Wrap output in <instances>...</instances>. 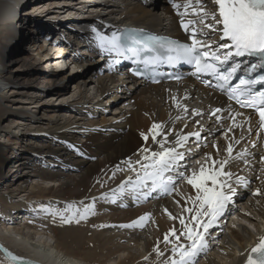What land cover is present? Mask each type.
<instances>
[{
	"label": "bare ground",
	"instance_id": "6f19581e",
	"mask_svg": "<svg viewBox=\"0 0 264 264\" xmlns=\"http://www.w3.org/2000/svg\"><path fill=\"white\" fill-rule=\"evenodd\" d=\"M23 1L0 0V28L3 27L4 29L5 22L20 21V34H18L20 38L17 39L20 45L29 43L30 36L28 34L39 27L44 32H50L56 36L57 41L65 44L51 45L50 52L44 53L42 48H37L38 44L33 42L31 48L33 54L36 55L34 62L27 66L26 60L20 56V48H18V44L13 38V34L17 35V30L12 28L15 23H7L9 28L0 30V127L4 128L2 130L0 128V143L9 140L11 132L6 130L9 127L8 125L16 121L19 128H15L17 130L12 133L13 137L16 138L15 142H18L19 145V140L23 139L25 142L24 148L30 153L28 160L21 159L23 157L20 154L15 157L16 161L14 162L16 163L13 164V169L15 168L16 174L13 177L16 179L11 182L6 177V181H4L6 183L5 194H2L3 196L0 198L4 206L3 213L0 214V225L2 226V228L0 226V264H13L6 256L5 250L31 261L32 264H106L115 255L123 256L115 264H165V261L171 256V245H165L164 236L170 233L172 229H176L177 235H179V229L181 228L179 219H173L170 216L183 217L186 221L188 220L189 214L184 212L183 208L191 206L190 202L186 203V199L195 195V190L186 183L184 176L181 175V179L173 187L172 195L160 198L159 193H156L155 190L149 206H140L142 201L146 199L145 195L135 197V194L131 198L121 195V192H123L121 185L127 186L128 184L125 182L129 180V177L135 180L136 173L141 172L140 164L137 162H145L143 161L145 155L161 150L160 143L152 140L150 129L153 124L162 125L161 135L157 136L156 140L164 142L166 136L167 140L164 143L166 148L176 146L175 141L178 136L189 137L193 133L189 128L200 132L201 138L198 140L201 145L200 150L192 155L197 168L193 171L189 169L181 171L184 175H191L192 172L198 173L201 165L211 164V161L206 159L209 155L215 161L225 159L228 155L226 148L229 143H233V157L247 149L248 155L244 159H231L226 165L225 171L233 173L229 183L238 186L237 196L243 194L240 201H243L244 210L245 204L250 209L247 212L236 210V216L247 221L250 227L239 226L240 232L231 231L230 236H227L224 230L219 231V229L217 230L218 233L213 236L214 238L209 234L206 238L207 243L210 242L212 245L208 243L207 249L198 256V264H245L250 249L258 243V238L255 237L254 233L259 231L260 226L264 224V171H262L264 169V159H262L264 158V149L261 147V143L258 142L257 134L252 133L249 137V133L253 131L254 127H247L236 121L242 127L233 128V122L230 123V116H226V113L212 115L211 112L214 108L225 105L224 100L216 95L211 96L209 92L193 81H181L176 84L162 82L158 85H149L128 80L122 85H117L112 77L105 74V65L100 61L102 55L99 56L98 61H92L89 59L90 57L87 60L84 59L85 52L79 53L84 50L83 44L75 38L74 40L70 39L69 31L65 27L57 26L58 24L54 22L55 18L51 17L52 15L47 18V12H39L38 4L40 0H28L32 2L27 8L21 6ZM66 1L79 3L81 0L55 1V5L61 7L60 13L65 8L70 9L69 7L74 12L76 11L77 8L71 6L73 3L65 4ZM141 1L145 3V6L141 4ZM95 3L101 6L93 10H99L102 13L100 19L104 26L132 25L141 27L148 32L170 33L177 32L179 18L191 17L195 21L198 20L193 15L192 9L185 12V9L181 7L178 14V10L167 5L166 0L161 2H157V0H94L92 5H95ZM174 3L181 5L185 3L195 4L196 0H174ZM202 4L209 11L216 9L213 0H202ZM15 9L19 10L18 14ZM72 17V21L79 18L77 13H74ZM37 22H40V24ZM80 22H82V19L75 22L74 25H78ZM206 23H212V21L209 19ZM202 27L209 32V28L204 25ZM62 29L64 30L62 31ZM217 29H219V26H217ZM59 31L61 32L58 33ZM78 33L79 31L76 30V34ZM108 33L105 31V35ZM213 33L212 30L206 33L201 37L202 40H211ZM55 44H58V42H55ZM6 46H9L14 54L8 62L3 59L2 54ZM61 46H66L70 52H76V55L74 54L71 58L73 62L71 69H75V72L65 66H60L57 71L51 70L56 68L62 59L61 56H54L56 52L61 51ZM51 58L53 64L49 65L48 68L40 67L39 62ZM15 65L16 68L26 69V75L33 73L32 76L27 75L24 77L20 83L33 84V86L37 83L39 89L43 87L45 90H39L42 100L46 97L47 89L51 88L50 90L54 93L53 96L56 97V101L59 99L60 101H67L59 98L58 89L65 87L70 81H74L72 89L75 96H71V102H68L72 106L75 107V104L81 106L90 104V93L93 94V99L98 100L111 93L113 89L115 94L117 89L116 91H119L120 95H116V97L119 96L120 100L123 99L127 108L123 109L121 106L118 108L119 111H121V108L123 110L117 112L119 119L115 122L104 121L102 110L106 112L105 109L100 111L103 112L101 115L100 112L95 115V110H88L86 111L89 113L87 116L74 111H66L69 118L61 119L62 121L57 119L55 113L42 114L38 117L37 114L33 115L32 112L40 107L39 104L42 100H40L39 97L41 96L39 94L35 95L31 105L14 107L11 101L9 102V98L13 94L22 95V92L17 91L15 93V89H13L10 95L4 91L5 88L13 85L11 84L12 76L15 71H19L15 69ZM92 66L96 68L91 69ZM33 70H38V72L34 73ZM16 79L19 80L20 76ZM29 93L27 95L31 97ZM67 98L69 97L67 96ZM12 101L14 100L12 99ZM99 101L101 99L97 103ZM16 102H19V100L16 99ZM16 102L14 101V103ZM73 102L75 104H72ZM27 103L29 102L25 101V104ZM177 104L181 107L178 108ZM185 108L187 111H184ZM21 109L24 111H20ZM227 109H229L228 104ZM197 112L200 115H196ZM222 119V123L217 124ZM201 121L208 123L207 126L209 127L207 128L209 131L201 125ZM230 128L231 131H229ZM249 128H251V131H249ZM21 129L22 132H19ZM210 129L212 130L210 131ZM2 133H6V135ZM225 133H227V136ZM142 134L148 136L147 141L144 140ZM204 134H206L205 137L202 136ZM39 137L44 138V142H41ZM76 137L82 139V144L77 142ZM234 140L239 141V143H234ZM39 142L42 144L39 145ZM187 142H190V139ZM18 145L16 149L20 150ZM253 145L255 146L253 147ZM145 148L149 149V153L142 151ZM176 148L179 149L180 147L176 146ZM4 149L5 146L0 144V178L5 180L2 171L8 164V160L3 156ZM45 156L51 158L52 166L44 161ZM185 158L189 159V156L187 155ZM129 163L135 171L129 167ZM27 166H31L35 172L33 177L40 178L41 184L46 186L43 187L40 182L36 181L28 183V177L25 173ZM63 176H69L70 182L60 185L57 191L54 190L55 185L47 187L48 183L57 182ZM237 178L246 180L248 182L247 187L239 184ZM11 188L13 191H10ZM257 190L261 192V195H255ZM21 193L26 194V202H15L16 197L19 196L17 194ZM72 201H75L74 205H72ZM69 205L74 206L81 212L87 206H91V211L94 212L106 210L107 213L103 217L108 220L106 219L107 221L103 222L99 218L95 219L88 214L86 219L81 220L85 221L86 224L80 226L75 220L70 224H64L60 216L56 215L54 220L56 219L61 223L64 236L60 241L51 237L55 240L53 241L55 245H53L54 243L48 242L47 239H45L46 241L43 239L38 241L39 231L31 229L34 227L40 230V228H36L37 226L31 225V220L41 222L38 224V227H40L43 218L46 216L38 218L24 215L19 218L20 222L15 220L13 223H4L3 219L7 215L6 221L11 219V211L19 213L21 209V212L29 215L41 211L48 212L50 207L53 206L65 208L71 215ZM58 213L69 216L63 210ZM3 214L5 216H2ZM143 216H147L148 219L143 221L142 226L124 227V225H133L135 221ZM235 221L240 222L237 218ZM225 226L227 228V225ZM148 227L153 228L155 233L151 234ZM250 228L255 232L251 231ZM116 229L122 232L123 235L119 236L118 240H116L117 235L114 234ZM55 237L57 238V236ZM169 239L174 241L175 238L170 236ZM123 240H126L130 246H124L122 244ZM181 242L186 243L183 237H181ZM214 247H217L223 255L220 260L211 255ZM73 248L78 251L85 250L82 251L80 257H77L73 254ZM157 248L164 253L163 256L157 254Z\"/></svg>",
	"mask_w": 264,
	"mask_h": 264
},
{
	"label": "snow or ice",
	"instance_id": "6c2138e0",
	"mask_svg": "<svg viewBox=\"0 0 264 264\" xmlns=\"http://www.w3.org/2000/svg\"><path fill=\"white\" fill-rule=\"evenodd\" d=\"M213 3L216 5V9L213 11H209L202 4V0H196L195 4L185 3L181 5L173 3V7L178 10V14L181 7L185 9V12L192 9L193 15L198 18L197 21L182 23V27L186 31L189 30V25L195 22L214 32L219 30L221 33L220 40L225 41V43L218 45L217 48L227 49L223 57L218 55L217 51L211 50L212 45L203 44L196 39L194 28L191 30L193 39L190 46L167 40H141L134 34H129L128 39L131 44L140 45L139 49L125 48L122 39L116 34H113L111 39L106 40L105 44L110 51L121 53L122 50H127L132 51L137 56L140 51L152 52L155 46L165 53L168 61L185 60L190 64H194L197 72H205L216 76L225 84H228L238 71L236 66H232L230 70L223 69V65L231 57L247 55L258 56L261 60H264V0H213ZM209 19L212 23H206ZM217 26H219V29H217ZM201 48H208L210 51H201ZM162 59L163 57L156 55L146 59L144 63H155ZM257 83H264V80L241 79L239 84L229 90V99L236 100L243 108L253 109L259 117V128L264 130V93L255 94L252 92V88ZM241 97H244V99H241ZM177 107L179 108L181 105L177 104ZM184 111H187V109L185 108ZM221 111L222 109L217 108L212 115L215 116ZM196 115H200V113L197 112ZM241 115L243 113L237 112L231 117L233 128L242 127L236 122V116ZM161 129L162 125L160 124H153L150 129L152 140L160 143L161 150L145 155L143 157L145 162L138 161L141 172L136 173L135 180L129 177V180L125 182L132 185L133 190L137 186L148 184V182L151 183L153 191L157 188L164 192L172 190L170 185L173 184V180L165 174L173 170L184 159V153L178 152L176 146L183 147L188 140V136H178L175 141L176 146L166 148L164 146L167 140L166 136L164 142L156 140L157 136L161 135ZM229 131H231V128ZM249 131H251V128H249ZM194 135L199 139L198 132ZM225 135L227 136V133ZM143 138L145 141L148 140L147 135H143ZM234 143H239V141L234 140ZM233 150V143H229L226 148L228 155L225 159L215 161L209 155L206 159L211 161V164L201 165L198 173L180 174L184 176L186 183L195 190V195L187 197L186 203L190 202L191 206L183 208V211L189 214L187 221L183 217L170 216V218L179 219L181 228L179 229V235H177L176 229H172L170 233L164 236L165 245H171V256L165 261V264H198V256L207 249L206 238L209 235V229L224 215L228 205L232 203V197L236 194L235 189L229 183L233 173L225 171V167L231 159H244L248 155L247 149H245L238 153L236 157H233ZM142 151L149 153L147 148ZM129 167L135 171L131 163H129ZM237 182L245 187L248 185V182L243 178H237ZM123 187L122 184L121 190H123ZM255 195H261V192L257 190ZM69 210H71L69 216H65L64 213H52V215H59L64 224H70L73 220L79 223L87 218L92 209L91 206H87L81 212L74 206L69 205ZM147 219V216L140 217L133 225H124V227L142 226L143 221ZM170 236L175 238L174 241H170ZM181 237L184 238L186 243L181 242ZM156 252L160 256L164 255L159 248L156 249ZM5 253L13 264H32L31 261L13 255L7 250H5ZM245 264H264V236L259 237L258 243L250 249Z\"/></svg>",
	"mask_w": 264,
	"mask_h": 264
},
{
	"label": "rangeland",
	"instance_id": "374dc122",
	"mask_svg": "<svg viewBox=\"0 0 264 264\" xmlns=\"http://www.w3.org/2000/svg\"><path fill=\"white\" fill-rule=\"evenodd\" d=\"M24 1H26V5H24L25 6V8H27V6L30 4V2H32V1H28V0H24ZM52 1H58V0H40V3L38 4V8H39V12H44V10H42V8L45 6L47 9L49 8V7H47L48 6V4H49V2H52ZM103 1V0H102ZM139 1V0H138ZM161 1H163V0H157V2H161ZM117 2V1H116ZM118 2H120V1H118ZM65 4H67V3H70V2H68V1H66V2H64ZM83 3H85V1L83 2ZM16 4V3H15ZM141 4L142 5H144L145 6V3H143L142 1H141ZM72 7H73V5H71ZM99 7H101L98 3H95V5H93V8H91V9H97V8H99ZM70 9H67V8H65V9H63L62 10V12H65V10L69 13V14H72V13H74V10H72V8L71 7H69ZM74 8V7H73ZM52 15V16H51ZM48 16L50 17H53V18H55V20L56 19H58V17H57V12L55 13V12H53V11H50L49 13H48V15L46 16L47 18H48ZM63 17V16H62ZM62 17H61V19H62ZM7 23H15V25H13V29H16L17 31V35L16 34H13V38L16 40L15 42H17V44H18V48H20V56H22L23 58H25V60H26V64H27V66H30L33 62H34V57H35V55L36 54H33V51H32V48H31V44L30 43H26V44H24V43H22V45H20V43L17 41V39L19 40V38H20V35H18V34H20V25H21V22L20 21H17V22H5L4 23V29L6 30L7 29V27L9 28V25L7 24ZM37 23H39L40 24V22H37ZM56 24H58L57 26H62L61 25V23L60 22H57ZM56 24H55V26H56ZM43 27V26H42ZM63 27V26H62ZM61 27V28H62ZM23 28V27H22ZM1 29H3V27L2 28H0V30ZM3 29V30H4ZM40 29H41V27H40ZM65 29V28H64ZM64 29H62V31L64 30ZM61 31H59L58 33H60ZM29 35V34H28ZM32 35H34V34H32ZM29 37V36H28ZM37 44V43H36ZM39 48V47H38ZM42 48V51L44 52V53H48V52H50V51H48V50H44L43 49V47H41ZM23 49H25L24 51H22ZM13 50L9 47V46H6V48H5V50L2 52V54H3V59L6 61V62H8L9 60H11L12 58H13ZM82 51H80L79 53H81ZM75 54H76V52H75ZM83 57H86V59L88 58L87 56H83ZM38 61V60H37ZM44 62V65L42 64V66H44V68L46 67V68H48V66L49 65H51L52 64V58L51 59H47V60H45V61H43ZM12 67H14L13 65H12ZM96 67H91V69H95ZM15 69H18L19 71H15V74L12 76L13 78L11 79L12 81H11V84H13V85H11V86H8L7 88H5V92L7 93L8 92V94H12L11 92V90H13V89H15L14 90V92L16 93L17 91H21L22 92V95H18V94H13L12 95V97L11 98H9V102L11 101V104L12 105H14V107H16V106H21V107H25V106H27V105H31L32 104V101L35 99V95L36 94H39V90H45L43 87H41V89H39V86H38V84L36 83L34 86H33V84H30V85H26V84H22V83H20L21 82V80L24 78V77H26L27 75H29V76H32L33 74L32 73H29V74H27L26 75V69H23V68H21V69H19L18 67L16 68V65H15ZM70 70H73V72H75V69H71V68H69ZM24 70V71H23ZM13 74V73H12ZM18 76H20V79L18 80V79H16V77H18ZM73 83H74V81H70L69 82V84H67L65 87H63V88H61V89H58V96H59V98H63V99H65V100H67V101H60V99L58 100V101H56V97H54L53 96V92L50 90L51 88H48L47 89V94L45 93V95H46V97L42 100V95H41V93L39 94L41 97H39V98H41L40 100H42L41 102H40V104H39V109L38 110H36V111H33L32 113H33V115H38V117H40V116H42V114H46V115H49V114H51V113H55V115L57 116V119L58 120H60V121H62L61 119H63V120H65V119H68L69 118V114H68V112L66 113V111H72V110H74L73 108H76V107H78V106H76L77 104H75V102H73L72 104H75V107L74 106H72L71 104H69L70 102H71V96H75V94L73 93V89H72V85H73ZM22 84V85H21ZM15 85V86H14ZM20 86V87H19ZM22 86V87H21ZM120 88V87H119ZM118 88V89H119ZM117 90V89H116ZM115 90V94L113 93V91L114 90H111L112 92L111 93H109V94H107V95H105L102 99H101V103L98 105V106H96L95 105V103H93V104H91V102H90V104H87L88 106H86L83 110H85L86 108H87V110L86 111H90V110H92V111H94L95 110V113L98 111V110H102V109H105L106 110V112L104 111V110H102L103 112H104V115H103V119H104V121L105 122H115V121H117L118 119H119V115L117 114V112L120 110V109H118L120 106L124 109L125 107L127 108V106L125 105V103L126 102H124L123 101V99H119V96H117L116 97V95H120V92L119 91H116ZM32 91V92H31ZM20 92V93H21ZM29 92H31L32 94H34V95H32L31 93H29ZM90 92V91H89ZM27 93H29L30 95H31V97H34L33 99H30L29 97H28V95H27ZM119 93V94H118ZM5 96H6V94H5ZM69 97V98H67L66 99V97ZM87 96H88V93H87ZM90 97H92V94L90 93V95H89ZM115 96V97H114ZM12 99L16 102V99L17 100H19V102H16V103H14V101H12ZM115 99V100H114ZM25 101H28L29 103H27V104H25ZM90 101H92L91 100V98H90ZM69 102V103H68ZM124 103V104H123ZM122 104V105H121ZM128 104V103H127ZM42 105V106H41ZM197 106V105H196ZM70 108V109H69ZM92 108V109H91ZM116 108H117V110H116ZM121 108V111L123 110ZM61 110H64L63 112L61 111ZM20 111H24V110H20ZM121 111H119V112H121ZM103 112H100L99 114L101 115ZM106 113V114H105ZM81 114H84V116H87V114L86 113H81ZM106 119V120H105ZM6 126V125H5ZM5 126H3V127H5ZM9 127H8V129L6 130V131H9V132H11V137L9 138V140L7 141V144H6V147H5V149H4V152H3V156L5 157V158H7V160L9 161V160H11V157H12V155H21V157H23V158H21V159H26V160H28V157H29V152H27V150H26V148H24V144H25V142L23 141V139H20L19 140V145H18V142H15V140H16V138L15 137H13L14 135H12V133H13V131H16L17 129H15V128H19V124L16 122V121H14V123L13 124H10V125H8ZM188 127H190V126H188ZM1 128V127H0ZM2 129H4V128H1V130ZM190 130H193V128L191 129V128H189ZM22 132V129L21 130H19V132ZM1 134V133H0ZM39 136V135H38ZM40 138V140H41V142H44L43 140H44V138H41V137H39ZM48 138V137H47ZM77 138V142H79L80 144H82V139H80L79 137H76ZM1 141V140H0ZM39 145L40 144H42V143H38ZM18 145V147H20V150L19 149H16V146ZM25 149V150H24ZM44 161L45 162H47V164L48 165H50V166H52V164H53V162H50L51 161V158L50 157H48V156H45L44 157ZM11 167V168H10ZM9 168V169H8ZM197 167H193V168H191L192 170L193 169H196ZM5 169H7L6 171L4 170V168H3V175H4V177H8L9 178V180L11 181V182H14L15 181V177H13V175L14 174H16L15 173V168L13 169V166H8L7 168L5 167ZM11 169H12V171H11ZM32 171H33V169L31 168V166H27V168H26V170H25V173L27 174V177H28V183H33V182H40V178H38V177H33V175H35V172L33 171V173H32ZM16 172H18V171H16ZM23 172V171H22ZM19 173V172H18ZM17 173V174H18ZM20 174V173H19ZM74 174V173H73ZM73 174H71V175H73ZM5 175H7V176H5ZM4 181H6V180H4V178H0V198H2V194H5L4 192H5V185H6V183L4 182ZM68 183V182H70V179H69V176H63V177H61L60 179H58V181L57 182H54V183H52V184H47V187H50V185H51V187H52V185L54 186V190H56L57 191V189H59V187H60V185H62L63 183ZM42 182H40V185L41 186H46V185H44V184H41ZM14 189V188H13ZM181 189L183 190V191H185L184 190V188H182L181 187ZM10 191H13L12 190V188L10 189ZM17 195H19V196H17L16 197V199L14 200L15 202L16 201H19V202H22V203H24V202H26V194H24V193H21V194H17ZM5 197V196H4ZM13 201V200H12ZM13 201V202H14ZM101 201V200H100ZM74 202L75 201H72L71 203H72V205H74ZM101 202H103L104 203V201H101ZM76 204V203H75ZM149 206L150 204L149 203H143V204H140V206ZM2 207H3V209H2ZM55 207V208H54ZM58 209V210H57ZM3 210H4V206H3V204H2V202H1V200H0V214L1 213H3ZM49 210V209H48ZM60 210H63L64 212H67L66 213V215H70L69 214V212L68 211H66L65 210V208H56V206H53L52 208L50 207V211H45V213L43 214V213H41V214H36L37 215V217L38 218H41V216H46V217H44L43 219V221H42V224H41V226H40V230L39 229H35L34 227H32L31 229H33V230H38L37 232H38V235H37V240L39 241L40 239H43L44 241H46L45 239H47V241L49 242L50 241V243H52L53 241H55V240H58V241H60L61 240V238H62V236H64V233L62 232V226H61V223L58 221V220H54V217H56V216H53L52 215V213H58ZM106 210H104V211H100V212H98V211H91L89 214L91 215V217H94L95 219H97V218H99L100 220H102L103 222H105V221H107L108 219L107 218H105V217H103V216H105V214L107 213V212H105ZM241 212H245L244 211V209H242V210H240ZM94 212V213H93ZM99 214H98V213ZM48 214V215H47ZM93 214V215H92ZM101 214V215H100ZM50 215V216H49ZM2 216H5V214H3ZM40 216V217H39ZM51 216H52V218H51ZM50 218H51V220H50ZM107 219V220H106ZM18 222H20L19 221V217L16 219ZM34 220V219H33ZM33 220H31V225H34V226H37L36 228H39L38 227V224L39 223H41V222H36L35 220L33 221ZM52 220H54V221H52ZM48 221V222H47ZM44 222V223H43ZM35 223V224H34ZM86 224V222L85 221H80L79 223H77V224H80V226H83L82 224ZM44 224V225H43ZM84 224V225H85ZM1 226V225H0ZM148 226H150V224H148ZM14 227V226H13ZM15 227H17V226H15ZM1 228H2V226H1ZM10 228V227H9ZM148 229L150 230V233L151 234H154L155 233V230L153 229V228H151V227H148ZM227 229H225V232H227L226 231ZM153 231V232H152ZM62 232V233H61ZM215 233H217V232H215V231H213V232H211V234L210 235H215ZM114 234H116L117 235V238H116V240H118L120 237L119 236H123L122 235V232H120L119 230H115L114 231ZM55 236H57V238L55 237ZM51 237H54L53 239H55V240H53ZM64 238V237H63ZM65 239V238H64ZM37 240H35V241H37ZM42 240V241H43ZM41 241V242H42ZM43 241V242H44ZM54 244L53 245H55V242H53ZM128 242L126 241V240H123V242H122V244L125 246H130L129 244H127ZM211 244V243H210ZM73 251V254H75L77 257H80V255L82 254V251H84L85 249H82V250H80V251H78L77 249H72ZM154 255V254H153ZM211 255H213L216 259H218V260H220L221 258H223V255L221 254V252L218 250V248L217 247H214V250H212L211 251ZM219 256V257H218ZM123 257L122 255H115V256H113V259L112 260H110V261H108V262H106V264H115L119 259H121V258ZM113 261V262H112ZM112 262V263H111Z\"/></svg>",
	"mask_w": 264,
	"mask_h": 264
},
{
	"label": "water",
	"instance_id": "95a60500",
	"mask_svg": "<svg viewBox=\"0 0 264 264\" xmlns=\"http://www.w3.org/2000/svg\"><path fill=\"white\" fill-rule=\"evenodd\" d=\"M25 3H26V1H23L22 3H21V6H24L25 5ZM63 17H62V20H63V22H70V20L67 18V16L66 15H62Z\"/></svg>",
	"mask_w": 264,
	"mask_h": 264
},
{
	"label": "trees",
	"instance_id": "16d2710c",
	"mask_svg": "<svg viewBox=\"0 0 264 264\" xmlns=\"http://www.w3.org/2000/svg\"><path fill=\"white\" fill-rule=\"evenodd\" d=\"M50 6V2H49V4H48V6L47 7H49ZM64 14H65V12H63ZM73 14V13H72Z\"/></svg>",
	"mask_w": 264,
	"mask_h": 264
}]
</instances>
